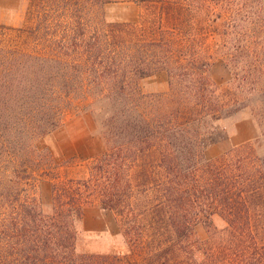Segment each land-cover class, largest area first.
<instances>
[{
    "label": "trees",
    "instance_id": "1",
    "mask_svg": "<svg viewBox=\"0 0 264 264\" xmlns=\"http://www.w3.org/2000/svg\"><path fill=\"white\" fill-rule=\"evenodd\" d=\"M123 1L145 15L106 23L114 0H34L30 27L0 33V264H264V154L247 143L208 160L203 144L245 118L264 138V0ZM157 73L167 91L142 93ZM73 110L98 111L106 149L60 178L44 141ZM45 178L47 212L33 194ZM93 203L118 217L127 256L77 252Z\"/></svg>",
    "mask_w": 264,
    "mask_h": 264
},
{
    "label": "rangeland",
    "instance_id": "2",
    "mask_svg": "<svg viewBox=\"0 0 264 264\" xmlns=\"http://www.w3.org/2000/svg\"><path fill=\"white\" fill-rule=\"evenodd\" d=\"M30 1L34 0H0V33L14 39L18 30H25L33 24V16L27 13ZM145 13L144 5L114 0L105 5L103 18L106 23H132ZM209 75L220 88L229 80L228 70L219 59L214 61ZM139 87L144 94L166 92L167 77L165 73H157L140 80ZM99 119L100 114L96 110L90 113L70 111L64 115L60 128L45 139L44 145L50 149L55 161L61 164L58 172L60 178L81 176L85 163L105 151L104 139L98 129ZM247 143L264 154V138L257 135L249 119L220 121L203 141L205 157L214 160ZM51 184V179H41L33 189L34 196L46 212L50 206ZM212 221L217 230L225 226L218 217H213ZM194 239H207L204 225L194 227ZM76 250L79 254L127 256L118 217L113 212L101 209L97 203L87 205L77 224ZM195 256L201 257L199 252Z\"/></svg>",
    "mask_w": 264,
    "mask_h": 264
}]
</instances>
